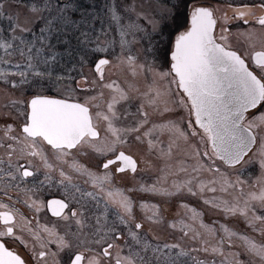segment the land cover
<instances>
[{
    "label": "snow or ice",
    "instance_id": "obj_1",
    "mask_svg": "<svg viewBox=\"0 0 264 264\" xmlns=\"http://www.w3.org/2000/svg\"><path fill=\"white\" fill-rule=\"evenodd\" d=\"M0 264H264V0H0Z\"/></svg>",
    "mask_w": 264,
    "mask_h": 264
},
{
    "label": "flooded vegetation",
    "instance_id": "obj_2",
    "mask_svg": "<svg viewBox=\"0 0 264 264\" xmlns=\"http://www.w3.org/2000/svg\"><path fill=\"white\" fill-rule=\"evenodd\" d=\"M173 39H174V37H173ZM164 40H166V38ZM161 46L164 48H167V46L165 44H161ZM256 50H259V47H257ZM250 171H252L254 175L258 174V171H257L255 165L252 166V168H250ZM151 175H152V173L150 171H148L145 173V175H143L141 177H136L135 179L140 181V182H149L150 183L151 182ZM124 179L127 181L128 179H131V176L125 177ZM126 186L131 187L132 185H126ZM18 195H22V194H18ZM53 197L63 198V194L55 188H53L51 190H45L44 192L41 193V198L45 201L52 199ZM189 202L196 204L198 207H202V208L205 207L201 201H196V200L190 199ZM15 206L17 208H19L25 215L29 216L30 219L33 217L31 210L22 202H17ZM173 211H175V209ZM218 218L223 219L222 217H212V219H218ZM40 219H41V223H47L49 225L57 224L60 227H62V222L59 220V218L54 216V214L51 212L50 209L43 211L40 215ZM205 219L206 220L209 219L207 212L205 214ZM16 246L18 247V250L20 252L27 255V252L25 251V248L22 245H16ZM52 247L55 248V245H52Z\"/></svg>",
    "mask_w": 264,
    "mask_h": 264
},
{
    "label": "rangeland",
    "instance_id": "obj_3",
    "mask_svg": "<svg viewBox=\"0 0 264 264\" xmlns=\"http://www.w3.org/2000/svg\"><path fill=\"white\" fill-rule=\"evenodd\" d=\"M130 2L131 0H118V3H130ZM215 2L220 4L221 6H225L229 3H248L251 2V0H215ZM227 11L231 16L232 14L231 9H227ZM239 27H243V25L241 24L239 25ZM257 47H259V45H257ZM224 222L230 223V225L234 223V226L236 227L237 230L247 231L249 234L255 235V233L252 232V229L246 225V223L242 218L238 219L235 222H233L231 219L224 220Z\"/></svg>",
    "mask_w": 264,
    "mask_h": 264
},
{
    "label": "trees",
    "instance_id": "obj_4",
    "mask_svg": "<svg viewBox=\"0 0 264 264\" xmlns=\"http://www.w3.org/2000/svg\"><path fill=\"white\" fill-rule=\"evenodd\" d=\"M183 11H184V9L182 8L180 10L181 19L182 20H183V15H182ZM175 21H176V16H173V17L170 18V23H175ZM184 26H185L184 24H181V28L184 27ZM174 31H175V29L174 30L165 29V33H166L165 38H166V40L162 41L161 44H165L168 47L170 42H171V40L174 37Z\"/></svg>",
    "mask_w": 264,
    "mask_h": 264
}]
</instances>
